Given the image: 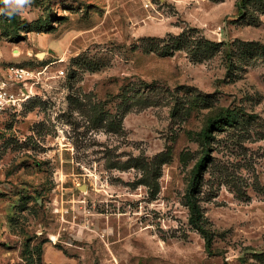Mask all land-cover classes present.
Wrapping results in <instances>:
<instances>
[{
  "label": "rangeland",
  "instance_id": "rangeland-1",
  "mask_svg": "<svg viewBox=\"0 0 264 264\" xmlns=\"http://www.w3.org/2000/svg\"><path fill=\"white\" fill-rule=\"evenodd\" d=\"M6 10L0 81L33 77L0 110V264H264V0ZM226 109L198 194L210 251L186 194Z\"/></svg>",
  "mask_w": 264,
  "mask_h": 264
},
{
  "label": "trees",
  "instance_id": "trees-1",
  "mask_svg": "<svg viewBox=\"0 0 264 264\" xmlns=\"http://www.w3.org/2000/svg\"><path fill=\"white\" fill-rule=\"evenodd\" d=\"M179 43L180 42H177L176 45H179ZM210 45H212V47L218 46V44L214 42L210 43ZM238 119L239 118L237 113L230 112L229 109H226L215 118L208 120L206 127L200 133L201 140L204 146L203 154L195 163L193 169V179L189 185L188 192L186 194L187 204L190 210L189 222L204 236L206 240V247L210 251L214 240L213 231L206 226V221L202 214V206L198 197L200 186L204 177V172L212 159L209 141L213 137V128L224 127L225 125L232 123L235 124Z\"/></svg>",
  "mask_w": 264,
  "mask_h": 264
},
{
  "label": "built area",
  "instance_id": "built-area-1",
  "mask_svg": "<svg viewBox=\"0 0 264 264\" xmlns=\"http://www.w3.org/2000/svg\"><path fill=\"white\" fill-rule=\"evenodd\" d=\"M9 80L3 79L0 81V110H5L6 107L17 105L18 96H16L9 88V81L24 82L33 77V72L25 67L12 66L8 69ZM27 92V90H26ZM24 95L28 94L23 93Z\"/></svg>",
  "mask_w": 264,
  "mask_h": 264
},
{
  "label": "clouds",
  "instance_id": "clouds-1",
  "mask_svg": "<svg viewBox=\"0 0 264 264\" xmlns=\"http://www.w3.org/2000/svg\"><path fill=\"white\" fill-rule=\"evenodd\" d=\"M6 6L5 14L12 17L15 14H22L24 9L31 4V0H3Z\"/></svg>",
  "mask_w": 264,
  "mask_h": 264
},
{
  "label": "water",
  "instance_id": "water-1",
  "mask_svg": "<svg viewBox=\"0 0 264 264\" xmlns=\"http://www.w3.org/2000/svg\"><path fill=\"white\" fill-rule=\"evenodd\" d=\"M41 54H42V55H40V56H44V55H45V53H43V52H42Z\"/></svg>",
  "mask_w": 264,
  "mask_h": 264
}]
</instances>
